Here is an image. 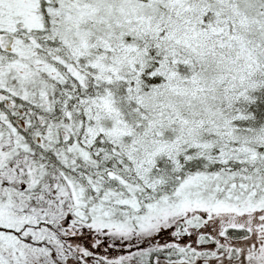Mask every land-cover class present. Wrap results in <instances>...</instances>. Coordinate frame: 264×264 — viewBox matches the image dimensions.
Instances as JSON below:
<instances>
[{
  "label": "snow or ice",
  "instance_id": "obj_1",
  "mask_svg": "<svg viewBox=\"0 0 264 264\" xmlns=\"http://www.w3.org/2000/svg\"><path fill=\"white\" fill-rule=\"evenodd\" d=\"M0 264H264V0H0Z\"/></svg>",
  "mask_w": 264,
  "mask_h": 264
}]
</instances>
